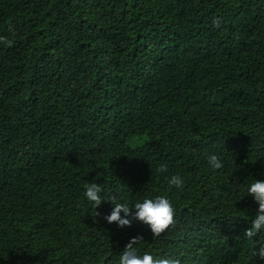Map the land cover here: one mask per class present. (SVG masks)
<instances>
[{
    "label": "trees",
    "instance_id": "16d2710c",
    "mask_svg": "<svg viewBox=\"0 0 264 264\" xmlns=\"http://www.w3.org/2000/svg\"><path fill=\"white\" fill-rule=\"evenodd\" d=\"M0 38V264H119L137 236L141 255L264 264V230L244 236L264 181V0H0ZM91 183L130 207L166 195L178 227L108 223Z\"/></svg>",
    "mask_w": 264,
    "mask_h": 264
},
{
    "label": "clouds",
    "instance_id": "9594fccd",
    "mask_svg": "<svg viewBox=\"0 0 264 264\" xmlns=\"http://www.w3.org/2000/svg\"><path fill=\"white\" fill-rule=\"evenodd\" d=\"M222 17L214 18L212 23L216 28L222 27ZM4 38H0L3 40ZM208 164L213 170L223 168V161L221 157L211 154L208 157ZM158 172L164 173L168 171L166 165H160ZM170 187L182 189L184 187V180L179 175H173L168 179ZM84 193L88 202L95 210V216L100 215L96 209L107 200L115 205L114 209L109 215L104 218L108 223H116L119 227H131L133 221H138L148 226L153 234L154 239H159L163 235L176 230L178 227L177 213L172 201L166 195H156L154 198H145L143 202H136L133 206L135 212L132 211L133 206L128 203L118 202L115 195L103 196V187L97 183H91L85 186ZM248 194L254 197L258 203V209L255 218L251 221V227L244 233L246 239H253L257 233L264 230V181L255 180L247 189ZM124 216H121V213ZM130 217V218H129ZM143 241L142 236H137L131 239L127 244L125 250L119 258V264H182V260L177 256H154L145 252L140 254L139 249L135 247L138 243ZM253 255L264 259V244H259L258 251Z\"/></svg>",
    "mask_w": 264,
    "mask_h": 264
}]
</instances>
